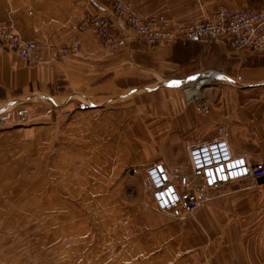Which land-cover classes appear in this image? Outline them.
Returning a JSON list of instances; mask_svg holds the SVG:
<instances>
[{
  "label": "crops",
  "instance_id": "crops-1",
  "mask_svg": "<svg viewBox=\"0 0 264 264\" xmlns=\"http://www.w3.org/2000/svg\"><path fill=\"white\" fill-rule=\"evenodd\" d=\"M122 1L131 4L140 16L161 13L174 23L183 24L209 15L218 4L233 9L252 8L250 6L258 9L264 5V0ZM110 2L111 0H0V19L7 13L14 28L26 39L36 41L40 46L39 43L60 45L76 40L82 44V54L67 56L50 65L33 66L20 60L15 54L0 52V106L3 108L5 106V109L0 110V114L11 115L14 113L13 110L21 108L20 104L23 106L27 105L28 100L34 101V105L38 107L35 112L27 106L22 109L25 110L23 116L21 114L13 116V126L17 127L14 131L24 136L26 133H32L40 144L45 137V140L51 143V153L61 150L63 140L97 139L104 135L105 139L109 140L108 148L111 149L106 151L107 156L119 154L118 149L123 147L120 143L123 134L119 133L123 125V113L117 109L116 102L137 93L139 87L134 86L138 84L137 80L146 77L152 79L156 74L163 75L166 71L176 68L180 60L177 50L188 47L187 44L150 49L141 42L133 41L126 51L109 54L100 48V43H97L91 32L75 33L76 23L83 15L105 13ZM232 54L237 55L234 61L239 65L226 74H235L238 83L234 84V89L229 87L245 104L249 97L252 104L258 105L257 119L262 125L257 131L251 132L255 137L264 138V55ZM164 81L154 86L141 87L146 90L148 96H151L149 94L151 92L158 100L160 98L164 100L165 95L156 96L158 91L162 92L163 88L177 89L172 83L167 84ZM229 104L230 102L226 104V108ZM175 109L176 106H173V109L169 106L168 109L167 104L164 107L161 104L158 109H154L153 115L161 116L170 124L171 116L177 114ZM65 112H70V117H62ZM150 118L151 115L146 116L144 128L148 127ZM1 130H4V125ZM0 133L9 135L3 131ZM95 133L98 136L94 135ZM232 138L239 137L233 135ZM229 141L234 150H239L237 140ZM259 146L264 149L262 139L259 140ZM36 154H39V151ZM143 154L139 161L134 158L124 163L114 156L109 158L113 161L95 164L92 167L94 170L108 174H99L98 176L104 178L98 179L99 181L88 175L89 182L95 181L86 187L83 197L84 217L113 218L116 228L130 236L129 244L123 246L122 242H116L114 246V250L124 247L130 252L131 259L125 264H205L206 254L211 257L207 252L215 250L212 247L207 248L208 243L221 234L225 237L220 238L223 240V250L217 253L209 264H264V177L251 180L255 183L252 188L217 198L208 206H202L201 199L205 197L201 196L199 204L201 207L197 206L194 209L197 210L191 219H186L185 223L171 224L164 218H155L151 212L140 211L138 203H141V200L138 195L132 194L128 198L130 201L122 197L107 199L113 187L122 188L117 181L121 176L119 172L125 166L145 167L140 165L147 164L149 158ZM1 167L2 170L9 171L4 164L0 166V170ZM133 168L137 169L136 167L129 169ZM40 170L43 171V168ZM87 170L90 171L91 166ZM37 179L39 182L35 191L37 195L49 193L53 195L57 192L54 189L44 190V179L38 177ZM5 181H9V178H4L3 182ZM130 183L136 187L135 189L141 190L138 180L132 178ZM92 186L98 187L100 192L103 190L106 192L95 197L93 205L90 204L92 202L90 192L96 189L91 190ZM144 190H147L145 186ZM117 192V189H113L112 195L116 196ZM130 202L131 204H128ZM43 214L45 213L41 210L40 215ZM129 217L130 222L126 226ZM228 221L232 223L224 230V223ZM192 222H195L198 228L191 226ZM21 230L24 232L25 228ZM33 234L35 238L33 245L39 250L44 240L42 229L36 228ZM42 250L43 248L39 251L43 252ZM190 251L196 253L190 254L188 253ZM17 255L22 257L21 252ZM186 255L188 257H185ZM42 256L40 255L36 262L27 263L26 260L24 264H43Z\"/></svg>",
  "mask_w": 264,
  "mask_h": 264
},
{
  "label": "rangeland",
  "instance_id": "rangeland-1",
  "mask_svg": "<svg viewBox=\"0 0 264 264\" xmlns=\"http://www.w3.org/2000/svg\"><path fill=\"white\" fill-rule=\"evenodd\" d=\"M115 2L123 4L127 8H125V11L130 10L132 16L140 20L152 17L155 20L158 18L168 19L161 13L140 16L131 4L124 3L122 0H111L109 7H107V12L83 15L76 23L75 33L82 34V32L88 31H80L78 27L83 21L94 15L113 18L114 11L112 8ZM218 5H223L231 10H242L233 9L224 4ZM250 7L253 8V6ZM212 13L210 12L209 15L200 17V20L210 19ZM168 20V22H173L170 19ZM1 22L11 25L15 32L20 34L14 28L12 19L7 13L0 19ZM173 25H176L177 29L185 27L183 23L173 22L171 23L173 29H175ZM113 27L128 42L123 41L112 52L103 45H99L103 51L109 54H118L126 51L133 41L141 42L150 49L160 46H172L170 42L157 46H148L145 42L138 40L135 35V27H128L126 24L119 22L113 24ZM20 36L28 40L21 34ZM192 43H184L177 39L175 45L188 44L185 49L177 50V55L180 58L177 67L166 71L163 75L156 74L152 79L146 77V79L137 80L138 84L134 85L139 87L137 93L116 102L117 109L123 113V125L119 131V133L123 134V138L120 141L123 147L120 150L118 149L119 154L107 156L106 151L111 149L108 148L109 140L105 139L104 135L99 136L97 139L63 140L60 145L61 150L55 151V153H51V143L46 141L45 137L42 138V144H40L39 140L36 141L34 139L32 133H26V136L19 135L14 131L17 127L13 126V116L18 114L23 116L25 110L22 109L27 106L35 112L38 107L34 105V101L30 102L28 100L29 104L27 103V105L23 106L20 104L21 108L13 110L14 113L11 115L0 114V132L3 131L9 134L0 133V166L4 164L5 167L9 168V171L7 169L2 170V167L0 170V179L2 178L0 180V264H24L26 260L27 263L36 262L40 255H43V264L129 263L131 259L130 252L121 247L120 244L119 247L122 249L114 250V246L116 242H122L123 246L127 243L129 244L130 236L116 228L113 218L89 219V217L83 216L82 211L85 189L95 181L89 182L88 175L99 181L98 179L104 180L102 176H98L99 174H108L104 171L94 170L92 167L97 163H108V160L113 161L109 158L114 156L117 157V160L127 163L134 158L139 161L144 156L143 153H145L146 157L149 158L148 163L140 166H147L154 161H162L171 171L186 173L189 172L186 153L188 144L210 140L216 136H225L228 140H237V149L239 150L233 149L237 154L244 155L251 163L264 164V149L259 146V140L262 139L264 141V138L255 137L251 132L257 131L258 127L262 125V123H258L259 119H257L259 116L258 105L252 104L249 97L246 104L241 97H236L230 89V87L234 89L238 83L236 76L235 74H226L239 65L234 61L237 55L232 53L245 52H236L222 44L210 43L209 46L189 45ZM39 44L48 47L46 55L50 57L53 53L55 54L56 46H70L73 44L77 46V49L71 52L69 57L82 54V44L77 40L60 45ZM247 54L261 55L254 52ZM53 61L55 62L56 60ZM50 64L53 63L45 60L44 63L30 65ZM202 73L218 78L213 85H207L199 91V97L206 101L209 109L208 113L198 112V108L191 102L192 98L190 99L189 95L184 92L183 83L188 82L192 76L202 75ZM163 80L167 84L172 83L173 87L177 88H163L162 92L158 91L156 96L165 95L164 100L163 98L158 100L151 92L149 93L151 96H148L146 90L144 91V88L141 87V85L154 86L163 82ZM248 96L251 95L248 94ZM229 102V107L226 108V104ZM161 104H163V107L167 104L168 109L169 106L172 109L173 106H176L174 111L177 114L171 116L170 124L165 122L161 116L153 115L155 113L154 109H158ZM244 104L245 106H243ZM1 106L0 110L5 109V106L4 108ZM150 115L151 120L147 123L148 127L144 128L146 116ZM61 116L65 115L62 114ZM10 119L13 120L10 122ZM3 125L4 130H1ZM94 135L98 136L97 133ZM233 135L239 138H232ZM230 145L233 148L231 143ZM37 151H39V154H36ZM52 166L53 170H51ZM89 166H91L90 171L87 170ZM132 167L137 168L139 165L125 166L119 172L121 176L118 178L117 184L122 188L113 187L107 199L114 200V197H122L124 200L130 201L128 198L134 194L140 196L139 210L151 212L155 215V218H164L171 224L185 223L186 219H191L197 209L183 220L173 219L159 212L154 207L149 191L144 190L142 184L144 178L143 167L137 168L136 174L133 173L132 169H129ZM40 168H43V171ZM37 177L44 179V190L51 191L54 189L57 192L53 195L50 193L37 195L35 193L39 184ZM4 178H9V181L3 182ZM132 178L139 181L141 190L135 189L136 187L130 183ZM253 185L255 183L247 180L232 183L216 190L201 189V196L205 197L201 199V204L202 206H208L217 198L241 192L252 188ZM93 189L96 190L90 192L91 205H93L95 197L106 193L104 190L100 192L98 187L93 188L92 186L91 190ZM113 189L118 190L116 196L112 195ZM119 189L121 190L120 192ZM128 204H131V202ZM41 210L45 214L40 215ZM130 217L126 221V226L129 225ZM230 223L232 222L224 223V230H227ZM190 225L198 228L195 222ZM113 226L115 227L113 228ZM23 228H25L24 232L21 230ZM36 228L42 229L44 240L41 242V249L43 248V252L39 251L41 249H36L33 245L35 244L33 230ZM218 238L208 243L207 248L212 247L215 250L214 252H207L211 257L206 254L205 264H209L210 260L215 259L216 254L221 253L223 250V240H220V238L225 239V237L221 234ZM217 241L219 242L218 244L216 243ZM19 252H21L22 257L17 255ZM188 253L195 254L196 252L190 251ZM185 257H188V255Z\"/></svg>",
  "mask_w": 264,
  "mask_h": 264
},
{
  "label": "built area",
  "instance_id": "built-area-1",
  "mask_svg": "<svg viewBox=\"0 0 264 264\" xmlns=\"http://www.w3.org/2000/svg\"><path fill=\"white\" fill-rule=\"evenodd\" d=\"M125 8L120 2H115L112 8L113 18L94 15L83 21L78 29L91 31L95 38L110 50L127 41L113 27V24L119 22L128 27H135L138 40L148 46L167 43L164 39L169 42L179 39L195 43L197 39L204 38L209 43L222 44L236 52L264 53V8L259 11H236L217 5L210 19L196 21L177 30L161 18H135L132 12L125 11ZM0 49L15 53L29 64H37L44 63L45 60L60 59L61 56L76 51L77 46L73 44L57 48L55 54L50 57L46 55L47 49H40L36 42L25 40L11 25L1 22ZM195 79L196 77L192 76L188 82L183 83L184 89L188 87L186 84ZM216 80L218 79H214L211 84ZM191 98L198 112L208 113L204 99L198 100L195 95ZM186 153L189 172L171 171L162 161L151 162L143 167L142 171L143 183L153 204L159 212L173 219L183 220L195 211L201 203V189L216 190L232 183L264 177V164L251 163L244 155L237 154L225 136L188 144ZM237 160L240 163H236ZM132 170L134 174L137 173L136 169Z\"/></svg>",
  "mask_w": 264,
  "mask_h": 264
},
{
  "label": "bare ground",
  "instance_id": "bare-ground-1",
  "mask_svg": "<svg viewBox=\"0 0 264 264\" xmlns=\"http://www.w3.org/2000/svg\"><path fill=\"white\" fill-rule=\"evenodd\" d=\"M262 8H264V7H261V8H258V9H253V8H245V9H242V10H253V11H259L260 9H262ZM213 12V11H212ZM165 21L167 22V23H169L170 25H171V23L170 22H168V20L167 19H165ZM196 21H200V20H196ZM196 21H193V22H190V23H184L185 24V26H190V25H192V24H194ZM173 27L175 28V30H177V26L176 25H173ZM89 32H91V31H89ZM91 34H92V32H91ZM93 35V34H92ZM94 36V35H93ZM94 38H95V36H94ZM96 39V38H95ZM97 40V39H96ZM98 41V40H97ZM99 42V41H98ZM164 42H169L168 40H166V39H164ZM195 43H192V44H200V45H203V46H209V41L208 40H205L204 38H200V39H197L196 41H194ZM100 43V45H102L101 44V42H99ZM172 45H175V41H171L170 42ZM185 43V42H184ZM37 44V43H36ZM39 46V48L40 49H47L48 50V47L47 46H45V45H38ZM61 47H65V46H61ZM61 47H56V48H61ZM110 51H112V50H110ZM0 52H7V53H12V52H8V50H6V49H0ZM39 52V51H38ZM13 54H15V53H13ZM16 55V54H15ZM17 56V55H16ZM67 56H69V54L68 55H63V56H61V58L60 59H56V61L55 62H59V61H61V60H63L65 57H67ZM20 58V57H19ZM21 59V58H20ZM23 60V59H22ZM24 61V60H23ZM50 62H52V63H54V61L53 60H49ZM48 61V62H49ZM24 62H26V61H24ZM27 63V62H26ZM27 64H29V63H27ZM210 74V73H209ZM222 75V74H221ZM225 75V74H224ZM195 77H196V79L195 80H192L191 82H190V84H186V86L188 85V87L187 88H185V93H187V95H189V97H190V99H191V97L192 96H196V98L199 100V96H200V90L201 89H203L205 86H207V85H211V83H212V81L214 80V79H218V78H216L215 76H208L207 75V73L205 74V73H202V75H195ZM224 79V78H223ZM185 86V85H184ZM190 86H192V87H190ZM188 97V98H189ZM190 99H188V100H190ZM187 100V101H188ZM201 105V104H200ZM65 116H70V112H65V113H63ZM134 169V168H133ZM135 170V169H134Z\"/></svg>",
  "mask_w": 264,
  "mask_h": 264
},
{
  "label": "clouds",
  "instance_id": "clouds-1",
  "mask_svg": "<svg viewBox=\"0 0 264 264\" xmlns=\"http://www.w3.org/2000/svg\"><path fill=\"white\" fill-rule=\"evenodd\" d=\"M236 163H240V161L237 160ZM241 171H243V169H241ZM153 175H154V173H153ZM169 191H171V189H169Z\"/></svg>",
  "mask_w": 264,
  "mask_h": 264
}]
</instances>
